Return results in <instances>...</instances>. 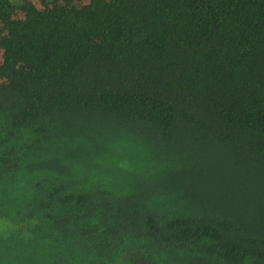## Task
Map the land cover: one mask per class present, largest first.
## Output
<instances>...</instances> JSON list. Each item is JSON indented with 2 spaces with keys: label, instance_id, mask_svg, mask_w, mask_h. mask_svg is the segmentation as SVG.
<instances>
[{
  "label": "trees",
  "instance_id": "16d2710c",
  "mask_svg": "<svg viewBox=\"0 0 264 264\" xmlns=\"http://www.w3.org/2000/svg\"><path fill=\"white\" fill-rule=\"evenodd\" d=\"M57 1L0 0V264H264V0Z\"/></svg>",
  "mask_w": 264,
  "mask_h": 264
},
{
  "label": "rangeland",
  "instance_id": "374dc122",
  "mask_svg": "<svg viewBox=\"0 0 264 264\" xmlns=\"http://www.w3.org/2000/svg\"><path fill=\"white\" fill-rule=\"evenodd\" d=\"M93 1H100V0H59L56 2L55 5H70V6H78V7H85L87 5H89L91 2ZM32 4L36 7H40L41 3L39 1H32ZM29 14H24L21 12H16L14 13V20L15 21H22L25 20L29 17ZM2 65V51H0V66ZM16 67H24L22 65H17ZM4 80L2 78H0V84L3 83Z\"/></svg>",
  "mask_w": 264,
  "mask_h": 264
}]
</instances>
